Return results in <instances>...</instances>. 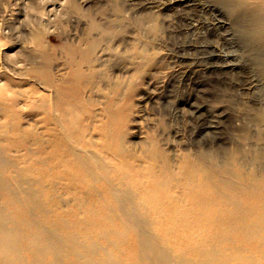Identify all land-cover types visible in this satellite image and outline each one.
<instances>
[{
    "label": "bare ground",
    "instance_id": "bare-ground-1",
    "mask_svg": "<svg viewBox=\"0 0 264 264\" xmlns=\"http://www.w3.org/2000/svg\"><path fill=\"white\" fill-rule=\"evenodd\" d=\"M62 2L36 8L19 42L0 24V264H264V117L250 111L264 97L243 106L250 119L237 129L220 110L214 128L226 147L217 164L178 155L179 127L169 141H130L134 98L161 64L165 17L144 7L127 41L120 0L94 10ZM221 2L264 75V3ZM66 3L86 21L74 43L54 32L67 22ZM114 62L122 77L97 89ZM227 126L237 131L228 146Z\"/></svg>",
    "mask_w": 264,
    "mask_h": 264
},
{
    "label": "rangeland",
    "instance_id": "rangeland-1",
    "mask_svg": "<svg viewBox=\"0 0 264 264\" xmlns=\"http://www.w3.org/2000/svg\"><path fill=\"white\" fill-rule=\"evenodd\" d=\"M62 1L65 0H0V24L7 36L12 35L11 38L19 42L17 36L20 31L27 30L31 23L39 19L40 14L36 12V8L50 9L52 5L60 8ZM108 1L78 0L85 10H94L96 6L106 5ZM194 1L187 5L178 4L177 0H120L123 15L128 22V32L125 35L127 41H131L134 35L132 21L146 11L142 10L144 7L152 5L156 9L160 8L165 17L158 45L161 64L156 75L146 76L139 88L141 91L134 98L136 106L131 115L129 139L134 141L139 135L147 137L154 134L169 141V129L179 127L181 136L176 145L178 155L190 153L195 157L205 158L208 163L217 164L224 160L223 151L226 147L219 142L220 133L214 128L218 113L221 109H226L236 129L243 121L249 122L250 118L241 109L259 99V96L264 97V75L258 70L254 57L246 53V47L240 42L235 25L226 14L221 0ZM65 6L63 18L67 22L57 24L54 32L65 41L74 43L85 32L86 21L68 3ZM51 37L53 43H58L57 36L51 34ZM195 39L196 47L188 50L187 57L182 56L180 47ZM125 44L116 40L113 46L117 50H123L126 48ZM123 70V65L111 63L108 74L96 79L97 89H107L109 83L113 85L114 81L122 77ZM29 82L25 89L33 87L41 90ZM163 107L166 111L162 110ZM227 127L222 131L226 135L228 146L236 142L237 131L233 127ZM176 158L177 156L172 158L173 164H176Z\"/></svg>",
    "mask_w": 264,
    "mask_h": 264
},
{
    "label": "clouds",
    "instance_id": "clouds-1",
    "mask_svg": "<svg viewBox=\"0 0 264 264\" xmlns=\"http://www.w3.org/2000/svg\"><path fill=\"white\" fill-rule=\"evenodd\" d=\"M250 3H264V0H249ZM257 31L264 33V22L257 26ZM250 111L258 117H264V105H253Z\"/></svg>",
    "mask_w": 264,
    "mask_h": 264
}]
</instances>
